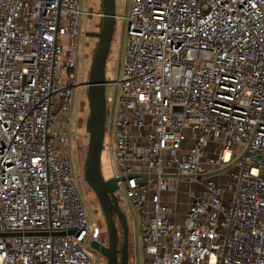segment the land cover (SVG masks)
<instances>
[{"label":"built area","instance_id":"2783aa9c","mask_svg":"<svg viewBox=\"0 0 264 264\" xmlns=\"http://www.w3.org/2000/svg\"><path fill=\"white\" fill-rule=\"evenodd\" d=\"M81 2L0 0V264H95L69 149ZM117 17L104 144L145 264H264V0H131ZM217 170L225 184L197 177Z\"/></svg>","mask_w":264,"mask_h":264},{"label":"rangeland","instance_id":"374dc122","mask_svg":"<svg viewBox=\"0 0 264 264\" xmlns=\"http://www.w3.org/2000/svg\"><path fill=\"white\" fill-rule=\"evenodd\" d=\"M131 0H116L117 15L126 14ZM82 15L81 27L82 33L77 44V70L75 73V87L73 96V108L70 121V156L75 171H79L84 175V163L86 151L89 140V133L87 129V120L89 117L88 95L87 87L80 86L81 83L88 80L89 69L92 58L98 46L99 39L94 36H88L86 32H99L102 28V0H82L81 2ZM91 14L88 17L87 11ZM122 21L117 17L115 32L110 46L109 56L106 66V76L109 83L106 86V98L112 95V89L115 88V99L119 95V84L117 81L121 80L123 71L122 57L127 47V37L124 33V27L121 29ZM124 26V24H123ZM116 81V82H115ZM77 134L80 135L79 139ZM116 140L113 139V143ZM101 168L105 178L113 175V166L110 154L107 148L102 151ZM230 170L223 172L221 177L211 175L205 179H212L215 182L219 181L225 184L229 178ZM193 184L198 182L194 180ZM79 189L88 202L89 221L93 227L99 228V241L105 245L108 244V231L104 215L102 213L99 201L93 190L87 185L85 179L82 178L79 183ZM169 200L174 210L178 213L184 211L186 208L185 202L187 200V182L177 185V188L169 194ZM127 221L129 226V262L128 264H145L146 254L143 247L141 215L132 210V215L127 214ZM141 228V230H140ZM120 235V234H119ZM95 260V264H107V258L99 252H90Z\"/></svg>","mask_w":264,"mask_h":264},{"label":"water","instance_id":"95a60500","mask_svg":"<svg viewBox=\"0 0 264 264\" xmlns=\"http://www.w3.org/2000/svg\"><path fill=\"white\" fill-rule=\"evenodd\" d=\"M102 6L103 21L101 30L99 32H86L88 36L98 37L99 41L92 58L88 80L80 84V86L87 87L90 110L87 120L89 140L84 163V179L99 201L108 231L107 245L94 239L90 242V246L93 250L107 258V264H128L129 226L127 214L122 209L116 194V191L119 189V180H125L126 176L105 178L101 168V156L105 148L104 141L107 120L106 86L109 83V79L106 76V66L117 22L116 0H102ZM228 167L221 168L220 171ZM217 172L219 170L200 174L197 177L211 176ZM134 175L140 177V182L147 181L149 177L155 176L140 173L128 175V178H132ZM178 177L191 178L192 176L179 175ZM115 216L122 225L124 232V241L121 248L118 247L119 231Z\"/></svg>","mask_w":264,"mask_h":264},{"label":"trees","instance_id":"16d2710c","mask_svg":"<svg viewBox=\"0 0 264 264\" xmlns=\"http://www.w3.org/2000/svg\"><path fill=\"white\" fill-rule=\"evenodd\" d=\"M115 219L118 223V231H119V245L118 247L121 248L122 245H123V241H124V232H123V228H122V225L119 223L117 217L115 216Z\"/></svg>","mask_w":264,"mask_h":264},{"label":"flooded vegetation","instance_id":"af4514ba","mask_svg":"<svg viewBox=\"0 0 264 264\" xmlns=\"http://www.w3.org/2000/svg\"><path fill=\"white\" fill-rule=\"evenodd\" d=\"M89 15H90V14H88V17H89ZM94 37H96V36H94ZM96 38H98V37H96ZM88 249H89V251L92 252V253L96 252L95 250H93V249L91 248L90 245L88 246Z\"/></svg>","mask_w":264,"mask_h":264}]
</instances>
